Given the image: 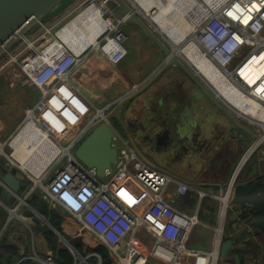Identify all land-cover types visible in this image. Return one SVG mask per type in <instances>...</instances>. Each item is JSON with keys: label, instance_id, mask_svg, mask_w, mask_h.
<instances>
[{"label": "built area", "instance_id": "2783aa9c", "mask_svg": "<svg viewBox=\"0 0 264 264\" xmlns=\"http://www.w3.org/2000/svg\"><path fill=\"white\" fill-rule=\"evenodd\" d=\"M215 4L194 14L193 28L187 37L178 33L189 42L188 46L193 44L212 76H204L183 59L232 115L254 128L259 138L256 144H260L264 142V73L253 84L243 74L252 62L264 56V0H221ZM90 8L102 11L103 30L97 38L98 48H94L112 67H117L127 56V35L122 28L125 22L110 12L104 0H85L76 7L82 10L79 14ZM56 27V24H43L36 34L23 38L16 52L11 50L6 56L5 66H16L20 85L36 88L40 94L4 144L12 150L6 157L7 166L16 167L28 181L34 182L30 196L39 194L51 208H61L68 219L81 228L89 244L104 246L112 264H185V259L190 260L189 264H219L227 212L236 197L235 177L228 180L221 195L196 190L151 166L131 141L115 132L113 146L118 149V163L112 172L107 171L106 177L101 179L95 169L81 163L73 148L89 126L105 119L111 107L95 109V116L84 122L86 112L77 108L80 92L70 75L85 59L86 49L78 54L61 39V29L55 31ZM78 122L84 125L75 127ZM26 128L30 129L24 132ZM36 133L58 150L40 175L41 186H36L34 178L37 176L33 171L22 168L13 157L12 143L16 139H20L22 148L32 158L36 155L39 143ZM44 147L39 145L41 150ZM128 185H137L149 194L151 205L142 209V202L137 199L135 204L139 207L133 211L128 202L114 192V188H127V192L135 196L134 189ZM171 187L176 197L195 191L200 201L210 197L221 204L217 239L211 250H194L187 246L192 229L199 223L197 216L178 213L181 222L166 217L172 212L168 199ZM71 252L78 259L76 264H88L91 257L97 260L96 264H102L97 253L82 256L74 249ZM22 261L58 264L53 256L40 257L35 252Z\"/></svg>", "mask_w": 264, "mask_h": 264}, {"label": "crops", "instance_id": "0c3cea01", "mask_svg": "<svg viewBox=\"0 0 264 264\" xmlns=\"http://www.w3.org/2000/svg\"><path fill=\"white\" fill-rule=\"evenodd\" d=\"M82 2L66 0L50 14L44 24L52 26L59 22L71 8L78 7ZM133 27L134 30H125L127 56L117 67H112L100 53L87 51L83 62L73 70L75 72L78 69V78L71 79L80 92L77 108L84 110L85 116L90 113L88 105L93 109L110 106L112 112L113 107L123 97L136 90L163 65L166 59L164 54L138 27ZM37 31L39 29L30 36ZM173 47L179 50V46L173 44ZM132 51L134 57L131 55ZM128 59L132 60L127 62ZM103 62H106L109 69L105 80L94 78L92 72ZM174 72L177 71H164L151 86L128 101L120 118L112 117L110 125L116 134L131 141L151 166L192 185L196 190L221 195L226 190L230 170L239 160L243 150L253 142V135L258 136V133L251 125L237 117L239 123L233 121L186 74ZM122 78L125 82L124 88L122 86L121 89H115L116 81L120 82ZM111 80L113 83L109 82ZM5 124L6 120L0 121V134ZM83 125L82 122L81 126ZM175 137H178V142L179 139L180 142L187 139V143L179 146ZM14 143L15 141L12 143L15 154L18 147ZM0 167L6 172L10 171L6 164H0ZM18 176L22 184H26L25 175L19 172ZM37 178V182L42 181L40 176ZM259 178H264V173L260 172L257 178L239 182L241 185H248ZM128 187L134 189L135 196L130 195L127 188H114V192L124 198L133 211L139 207V204H135L137 199L141 200L142 209L151 205L149 194L137 185ZM173 191L174 188L171 187L168 194L172 212L166 217L181 222L178 213L197 216L199 223L192 229L187 246L194 250H211L217 239L216 228L220 225L221 204L210 197L200 201L195 191L185 197H176ZM29 192L30 189L27 188L20 193L22 198H27L26 205L16 198L11 204L3 202L0 191V239L7 235L9 243L17 248L23 258L33 256L34 252L40 257L52 256V251L35 220L40 223L42 229L52 227L43 217L42 220L39 219L38 213L28 204L31 197ZM10 210H15L16 216L7 223ZM28 214H32V217ZM227 214L223 242L234 240L235 244L219 264H248L251 260L263 264L264 242L257 232H253L249 227L248 221L252 220L253 216L251 211L244 214L243 210H238L232 205ZM232 215H235L236 219L230 220ZM66 218L68 219V216ZM67 225L82 232L81 228L69 219ZM81 242L85 248L89 244L85 236ZM256 246L261 247L258 254L255 251ZM184 262L189 264L190 260L185 259Z\"/></svg>", "mask_w": 264, "mask_h": 264}, {"label": "water", "instance_id": "95a60500", "mask_svg": "<svg viewBox=\"0 0 264 264\" xmlns=\"http://www.w3.org/2000/svg\"><path fill=\"white\" fill-rule=\"evenodd\" d=\"M66 0H0V60L7 56L15 46L20 44L23 38L30 37V34L38 30L51 13L56 11ZM106 7L116 17L122 19L126 24L138 27L150 41L166 57L163 65L143 84L133 92L123 97L112 112L105 115V119L89 126L81 136L73 152L75 157L86 167L95 169L99 178L104 179L106 173L112 172L118 163V149L113 146L114 130L110 125L112 117L120 118L124 105L146 90L153 84L159 76L167 69H172L174 73L183 72L191 78L206 94V96L216 104L233 121L239 123V120L221 104L215 96L208 90L200 78L196 75L193 68L176 53V49L164 38L162 32L155 28L150 20L140 11L130 0H104ZM20 33L21 35H18ZM253 135V134H252ZM256 134L253 135V142L243 150L239 160L235 162L229 173V179L235 177V181H248L257 178L259 173H264V142L256 144L258 140ZM178 142V137H175ZM187 143V139L180 142L179 146ZM19 171L16 167L9 172L0 167V191L1 199L7 204H11L14 198L24 202L26 199L20 196L23 184L18 176ZM30 195V194H29ZM7 219V223L12 218ZM16 216V215H15ZM236 219L235 215L230 216V220ZM52 230L60 237L67 248L73 251V247L62 237L54 228ZM234 240H227L222 243L220 249L221 259L229 254L234 246Z\"/></svg>", "mask_w": 264, "mask_h": 264}, {"label": "bare ground", "instance_id": "6f19581e", "mask_svg": "<svg viewBox=\"0 0 264 264\" xmlns=\"http://www.w3.org/2000/svg\"><path fill=\"white\" fill-rule=\"evenodd\" d=\"M134 2L137 11H142L144 16L150 20L152 24H156L162 34L167 37V40L174 46H179L176 49L177 54H181L191 66L204 76L211 77L209 68H206V63L202 57L194 50L193 44L187 45L184 36L178 33L186 34L192 26L193 16L198 11H204L205 6H215V3L221 0H131ZM147 14V15H146ZM192 16V17H191ZM102 11L98 8H90L79 14L73 21L59 31L61 39L67 43L78 54L85 48L97 47V38L103 30ZM154 24V25H155ZM190 26V27H189ZM191 31V30H190ZM18 35H21L18 33ZM180 51V52H179ZM264 73V56L257 58L245 70L244 77L247 81L253 84ZM219 87H222L218 84ZM223 93H226L221 89ZM30 128L24 129L27 132ZM39 143L36 145V155L31 157L20 143V139L15 140V145L18 150L14 157L21 163L25 169H30L36 176H40L43 170L51 162L54 154L56 155L57 148L49 142L41 134L36 133ZM39 145L45 146L42 150ZM3 154V150H0ZM36 186H41L42 181L36 180ZM16 213L11 212V217H15Z\"/></svg>", "mask_w": 264, "mask_h": 264}, {"label": "trees", "instance_id": "16d2710c", "mask_svg": "<svg viewBox=\"0 0 264 264\" xmlns=\"http://www.w3.org/2000/svg\"><path fill=\"white\" fill-rule=\"evenodd\" d=\"M37 33V32H36ZM35 33V34H36ZM19 44L15 46L12 51L16 52L19 49ZM36 93V96H40L39 91L36 88H32ZM38 96V98H39ZM25 178V177H24ZM26 184L23 185L22 191H25L30 185L29 181L25 178ZM28 204L43 217L49 225L54 228L62 237H64L68 243L76 250L80 255L87 256L90 253H97L102 259V264H112L109 257L108 250L104 246H96L89 250V253L85 251V246L81 242L84 234L79 232L75 228H71L67 225L68 219L66 213L61 209H52L49 204L40 197L39 194H33L28 201ZM238 210H243L244 214L247 211H251L253 214L252 220H249V227L253 232H257L264 242V178H259L256 182L248 185H241L238 181L236 188V197L232 203ZM32 217V214H28ZM36 221V226L41 231L40 233L46 240L49 249L52 251V256L55 258L58 264H76L78 259L73 255L71 250L61 241L60 237L49 227L41 228L40 223ZM261 247L256 246V254L260 253ZM23 257L19 254L17 248L11 245L8 241L7 235L0 239V264H34L29 261H22ZM92 264H96L95 258H89ZM264 264V259H263Z\"/></svg>", "mask_w": 264, "mask_h": 264}, {"label": "rangeland", "instance_id": "374dc122", "mask_svg": "<svg viewBox=\"0 0 264 264\" xmlns=\"http://www.w3.org/2000/svg\"><path fill=\"white\" fill-rule=\"evenodd\" d=\"M82 1L84 2L85 0H82ZM131 2L134 3L133 1H131ZM81 11H82L81 9H76V7L71 8L66 13V16H65L66 18L65 17L63 18L62 23L57 24L58 22H56L53 24V25H55V24L57 25L55 31H59L60 29H62V27L65 24L69 23ZM154 24H152V25L155 28H157L156 24L155 25ZM122 28H123L124 32L126 33L127 31H125V30H128V29L134 30L135 27H133V25H131V24L125 23V24H123ZM188 35L189 34L187 32L185 34V37H187ZM164 38L167 39V37H165V36H164ZM188 43L189 42H187V45H188ZM85 49H86V52L87 51H93L96 54L99 53L94 47H89V48H85ZM131 55H132V57L135 56L133 51H132ZM130 60H132V59H128L127 62H129ZM7 61H8L7 57H4L0 60V121L6 120L4 130L0 134V150L1 149L3 150V154L0 153V164L9 165V162H8L6 157L9 156V154L12 152V150L4 144H5L6 140L11 136V134L14 132V129L18 128V126L22 123V121L25 118V113H26L27 108L34 105V103L39 99L38 98L39 95L36 96V93L32 90L31 87L28 88V87H23L20 85V82H19L20 76H19V72H18L16 66L15 65L5 66ZM108 70L109 69H108L106 62L105 63L103 62V63L98 65V67L95 69V71L92 72V75L94 78H97L100 80H102V79L105 80V76L107 75ZM70 78L72 80H74V78H78V69L75 72L71 73ZM123 80L124 79L122 78V80H120V82L116 81L117 85L115 86V89L116 88L119 89L122 86L124 88L125 82ZM109 82L113 83L112 80ZM88 108H89L90 113L88 114V116H85L84 122L89 121L90 119H92V117L95 116V114H96L95 109H102V108H96V107H94V109H93V107L91 105H88ZM81 124L82 123L78 122V123H76L75 127H78ZM20 176H22V175L20 174ZM35 179H37V177L34 178V180ZM29 182H30L29 183L30 185L28 186V188L31 189L34 186V182H31V181H29ZM52 209L59 210L57 207L56 208L52 207ZM37 217L41 220L43 219L39 215H37ZM14 220H16V219H14ZM2 224L4 225V222ZM93 246L94 245L91 243L87 244V247L85 248L87 253H89V250L92 249ZM87 263L92 264V261L88 260ZM248 264H257V263H255V262H253V260H251L248 262Z\"/></svg>", "mask_w": 264, "mask_h": 264}]
</instances>
